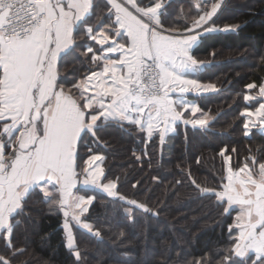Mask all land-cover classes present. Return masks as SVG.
I'll return each instance as SVG.
<instances>
[{"label": "snow or ice", "instance_id": "obj_1", "mask_svg": "<svg viewBox=\"0 0 264 264\" xmlns=\"http://www.w3.org/2000/svg\"><path fill=\"white\" fill-rule=\"evenodd\" d=\"M221 6L222 0H196L192 24L181 27L169 23L166 0H0V234H6L0 236L5 241L0 264H15L21 250L11 235L37 192L42 202L63 214L67 247L77 264L81 254L70 223H80L95 199L80 195L78 186L102 189L124 201L126 212L152 211L108 179L100 163L104 156H80L81 144L86 138L98 142L111 124L136 126L149 140L158 133L161 141L180 122L205 126L207 117L185 116L200 111L185 97L216 91L195 78L204 66L195 49L201 33L217 30L209 21ZM93 15L98 23L89 24ZM85 24L84 36L99 45L87 46L84 53L91 54L95 68L66 89L58 61L80 47L75 33ZM245 87L249 93L243 99L258 105L240 113L248 136L250 125L264 126V80ZM235 151L225 147L219 152L227 175L217 188L201 186L190 173L189 178L224 214L237 213L222 264H264V162L246 157L234 168ZM82 226L93 232L91 224Z\"/></svg>", "mask_w": 264, "mask_h": 264}, {"label": "trees", "instance_id": "obj_2", "mask_svg": "<svg viewBox=\"0 0 264 264\" xmlns=\"http://www.w3.org/2000/svg\"><path fill=\"white\" fill-rule=\"evenodd\" d=\"M195 3L166 0L171 5L169 23L192 24ZM228 26L236 27L222 30ZM214 27L216 31L201 33L195 49V57L204 64L196 78L216 87L195 98L200 111L189 117H207L205 126L181 123L161 141L158 136L149 140L132 125L111 124L101 131L98 142L87 138L82 142L80 156H104L101 166L108 179L152 211L126 212L124 201L102 189H80L95 199L82 217L93 232L76 228L74 233L79 264H222L220 256L231 244L228 229L235 210L224 214L215 200L192 184L189 173L201 186L217 188L225 177L219 156L225 147L236 149L231 153L234 168L246 157L264 162V135L252 130L245 136L240 115L247 106L245 86L264 80V0H227ZM62 66L59 80L67 86L94 68L87 58L77 56ZM42 201L37 192L17 217L11 242L21 251L15 264H77L65 243L62 214L49 211ZM4 245L0 238V252Z\"/></svg>", "mask_w": 264, "mask_h": 264}, {"label": "crops", "instance_id": "obj_3", "mask_svg": "<svg viewBox=\"0 0 264 264\" xmlns=\"http://www.w3.org/2000/svg\"><path fill=\"white\" fill-rule=\"evenodd\" d=\"M103 16H104V18L106 19V17H107V13L105 12V13H103ZM96 23H98V21L96 20V16L95 15H93L92 16V18H91V20L89 21V24H96ZM89 25L88 24H85V25H83V27H78V31L75 33L76 34V36H77V39H76V41H75V43L77 44V45H79L80 47H77L76 48V50H75V52H73V53H71V55H66V56H62L61 57V60L60 61H58V69H59V77L62 75V65H63V63L65 62V61H70V60H72L73 58H74V56H77V58H81L82 60H85L86 58H87V61H88V64L89 65H92V66H94V68H95V65H93L91 62H90V60H89V57L91 56V54L90 53H88V54H84L85 53V51H86V47L87 46H94V48H99V45H95V43L93 42V41H91V40H88L85 36H84V29L85 28H87ZM204 65V64H203ZM62 66V67H61ZM93 68V69H94ZM203 68H204V66L198 71V72H201L202 70H203ZM197 72V73H198ZM197 73H195L194 75H195V78H196V74ZM202 84H210V83H203V82H201ZM213 85V84H212ZM66 86V89H67V87H69V86H67V85H65ZM71 86V85H70ZM253 92L255 91V90H252ZM211 93H213V92H201V93H189V94H187L186 95V99H189L190 100V102H192V103H196L197 104V102H196V100H195V98L196 97H198V96H202V95H208V94H211ZM249 93V90L246 92V94H248ZM174 96H178L179 94L177 93V94H173ZM245 101V100H244ZM245 103H246V105L248 106V107H253V106H258L257 104H256V102L255 101H251V102H246L245 101ZM244 111V110H243ZM185 116H187V117H190L191 116V114H190V111L189 112H185ZM244 117V116H243ZM244 120H245V117H244ZM182 122H180V123H178L177 125H179V124H181ZM127 125V124H126ZM176 125V126H177ZM133 126V125H132ZM134 127H136V126H134ZM176 128V127H175ZM175 128H174V130H169L168 132H166L165 133V138L164 139H166V137L167 136H169L170 134H172L174 131H175ZM244 128V127H243ZM136 129L137 130H139L137 127H136ZM245 130V129H244ZM256 131L257 133H259V134H261V135H264V126H261V125H259V124H257L255 127H252L251 125H250V129H249V133H250V131ZM140 131V130H139ZM141 132H143V131H141ZM144 134H145V136L147 137V133L146 132H143ZM153 136H158L159 137V134L158 133H154L153 134ZM160 139V138H159ZM164 141V140H163ZM101 163V162H100ZM225 168H226V166H225ZM226 175H227V171H226V169H225V177H226ZM225 182H226V180H225ZM79 187V186H78ZM80 194V193H79ZM237 213H236V211H235V215H236ZM235 215H234V218H235ZM233 222H234V220H233ZM65 223V222H64ZM64 223H63V226H64ZM1 235H6V234H0V236Z\"/></svg>", "mask_w": 264, "mask_h": 264}, {"label": "rangeland", "instance_id": "obj_4", "mask_svg": "<svg viewBox=\"0 0 264 264\" xmlns=\"http://www.w3.org/2000/svg\"><path fill=\"white\" fill-rule=\"evenodd\" d=\"M226 2H227V0H224L222 2L221 8L218 10L217 14L212 18V21H209V24H211L217 18V16L219 15V13L221 12V10L225 6ZM79 193H80V195H83L80 191H79ZM48 209H49V211L54 212V213H58V214L61 213V212L57 211L54 206L51 207V208L48 206ZM86 212H84L83 215L81 216V222L80 223H77L75 221H71V223H70V230H71L73 239L75 238L74 233H75V229L76 228H79V229L88 231L87 229H84L83 226H82L83 223L85 222V221H83V218L82 217H84V215H85ZM69 220H71V218H69ZM63 228H64V226H63ZM64 238H65V243H66V246H67V230H65V228H64Z\"/></svg>", "mask_w": 264, "mask_h": 264}, {"label": "water", "instance_id": "obj_5", "mask_svg": "<svg viewBox=\"0 0 264 264\" xmlns=\"http://www.w3.org/2000/svg\"><path fill=\"white\" fill-rule=\"evenodd\" d=\"M80 189H85L83 188L82 186H79ZM62 214V213H61ZM62 217H63V214H62ZM63 219L65 220V218L63 217Z\"/></svg>", "mask_w": 264, "mask_h": 264}]
</instances>
